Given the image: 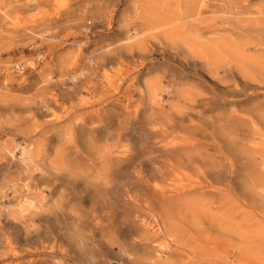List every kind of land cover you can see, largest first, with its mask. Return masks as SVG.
<instances>
[{"label":"rangeland","instance_id":"rangeland-1","mask_svg":"<svg viewBox=\"0 0 264 264\" xmlns=\"http://www.w3.org/2000/svg\"><path fill=\"white\" fill-rule=\"evenodd\" d=\"M0 264H264V0H0Z\"/></svg>","mask_w":264,"mask_h":264},{"label":"bare ground","instance_id":"bare-ground-1","mask_svg":"<svg viewBox=\"0 0 264 264\" xmlns=\"http://www.w3.org/2000/svg\"><path fill=\"white\" fill-rule=\"evenodd\" d=\"M50 140V139H49ZM30 160V159H29ZM32 162V161H31ZM33 165V164H32Z\"/></svg>","mask_w":264,"mask_h":264}]
</instances>
